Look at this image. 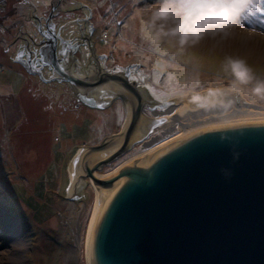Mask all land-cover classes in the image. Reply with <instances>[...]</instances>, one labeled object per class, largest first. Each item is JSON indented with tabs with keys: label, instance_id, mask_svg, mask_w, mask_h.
<instances>
[{
	"label": "rangeland",
	"instance_id": "374dc122",
	"mask_svg": "<svg viewBox=\"0 0 264 264\" xmlns=\"http://www.w3.org/2000/svg\"><path fill=\"white\" fill-rule=\"evenodd\" d=\"M50 1L0 0V264H85L80 239L93 188L88 180L66 198L69 166L77 151L118 133L126 119L124 106L113 103L117 98L101 94L89 106L68 82H44L15 64L14 35L20 27L29 34L33 7L40 4L36 15L46 14ZM61 2L57 20L67 26L86 18L96 28L92 42L97 55L107 54L108 65L113 64L118 74L126 73L131 63H139V85L133 84L148 91L157 105L208 89L232 91L225 64L229 57L245 60L255 77L264 80V0H253L259 10L250 9L229 35L206 37L182 50L175 41L154 40L147 21L156 0ZM73 72L89 75L82 72V66ZM239 96L248 104L264 107V101L247 92ZM157 105L145 104L143 115L153 120L176 112L153 117L151 111L165 110ZM156 135L133 144L97 173L106 175L127 162ZM13 224L18 226L14 232L10 230Z\"/></svg>",
	"mask_w": 264,
	"mask_h": 264
},
{
	"label": "water",
	"instance_id": "95a60500",
	"mask_svg": "<svg viewBox=\"0 0 264 264\" xmlns=\"http://www.w3.org/2000/svg\"><path fill=\"white\" fill-rule=\"evenodd\" d=\"M55 45L41 52L52 75L45 79L41 72L30 74L44 82H68L89 106L100 100L92 91L118 85L123 93L102 95L120 99L126 118L124 93L133 98L128 126L99 145L84 148L85 157L105 151L121 138L119 148L93 165L84 163V173L66 193L69 198L88 180L109 188L128 178L101 216L93 245L95 264H264V121L193 131L140 168L130 164L111 178H97L95 172L132 147V133L146 118L144 105L157 103L145 89L128 83V70L81 76L64 69Z\"/></svg>",
	"mask_w": 264,
	"mask_h": 264
},
{
	"label": "bare ground",
	"instance_id": "6f19581e",
	"mask_svg": "<svg viewBox=\"0 0 264 264\" xmlns=\"http://www.w3.org/2000/svg\"><path fill=\"white\" fill-rule=\"evenodd\" d=\"M94 74V73H93ZM96 74V73H95ZM122 90L113 83L101 85L90 94H113L121 93ZM123 93V92H122ZM193 94H199L201 99L194 102L192 100ZM127 102V118L122 127L128 126L130 121V105L132 96L124 93ZM164 111L155 112L157 115H166L172 111H176L174 115L165 118H157V120H150L142 118L138 121L135 130L132 133L133 144L144 141L152 133H157L156 137L150 138L149 141L144 142L141 151L127 162H122L113 168L106 175H99L95 172L94 176L97 178H111L115 176L120 170L130 164H136L137 167H142L153 158L165 153L169 148L180 142L184 137L193 131L225 124L244 123V122H262L264 121V107L248 104L239 96V94L228 90H205L200 93H189L180 98L171 99L162 104ZM154 122V123H153ZM178 130L180 134L172 138L171 135ZM179 132V131H178ZM170 136V137H169ZM122 139L114 142L105 151L90 154L85 157L86 150L80 149V152L74 158L69 166V174L71 182L79 179V176L84 173V163L93 165L96 161L105 158L110 153L115 151L121 145ZM128 178H120L116 180L109 188H104L91 182L93 188V201L89 212L87 224L84 229V234L80 239L85 264H95L94 258V239L95 232L99 225L101 216L107 207L109 201L116 193V191L127 181ZM18 228L13 224L10 228L13 232Z\"/></svg>",
	"mask_w": 264,
	"mask_h": 264
},
{
	"label": "clouds",
	"instance_id": "9594fccd",
	"mask_svg": "<svg viewBox=\"0 0 264 264\" xmlns=\"http://www.w3.org/2000/svg\"><path fill=\"white\" fill-rule=\"evenodd\" d=\"M245 6L246 0H156L147 24L157 43L175 41L182 50L206 37L229 35L240 24ZM225 64L233 92H247L255 100L264 101V80L255 77L245 60L229 57ZM191 98L194 102L201 99L199 94Z\"/></svg>",
	"mask_w": 264,
	"mask_h": 264
},
{
	"label": "flooded vegetation",
	"instance_id": "af4514ba",
	"mask_svg": "<svg viewBox=\"0 0 264 264\" xmlns=\"http://www.w3.org/2000/svg\"><path fill=\"white\" fill-rule=\"evenodd\" d=\"M39 5L38 3L36 7L33 5L34 7L29 17L32 26L31 32L28 34L27 31L21 30L20 27L14 35L13 59L16 65L23 68L28 74L41 72L43 76L52 75L53 68L41 56V52L50 50L52 44L56 42V57L60 65L66 70L72 68L74 71V69H79L82 66L84 74H97L96 71L99 68L108 74L120 73L113 64L108 65L107 54L97 55L92 42L96 28L91 23H88L86 18L75 19L72 24L65 26L60 23V20H57L61 14V0H58V3L53 0L50 1L46 14L36 15L37 6L39 7ZM56 20L59 22L56 23ZM18 40L20 41L19 44ZM128 66V82L135 83L138 87L140 80L137 75L139 63L138 65L131 63ZM126 67L123 68L122 73L126 70ZM87 68H90V70ZM116 101L120 102V106L123 105L120 99L117 98L113 103ZM99 107L102 108L104 105L101 104Z\"/></svg>",
	"mask_w": 264,
	"mask_h": 264
},
{
	"label": "snow or ice",
	"instance_id": "6c2138e0",
	"mask_svg": "<svg viewBox=\"0 0 264 264\" xmlns=\"http://www.w3.org/2000/svg\"><path fill=\"white\" fill-rule=\"evenodd\" d=\"M250 9L259 10L257 4L254 3L253 0H246V6H245V10L243 12V15L241 17V20L243 19V17L248 15ZM261 23H264V21H262Z\"/></svg>",
	"mask_w": 264,
	"mask_h": 264
},
{
	"label": "trees",
	"instance_id": "16d2710c",
	"mask_svg": "<svg viewBox=\"0 0 264 264\" xmlns=\"http://www.w3.org/2000/svg\"><path fill=\"white\" fill-rule=\"evenodd\" d=\"M107 37V36H106Z\"/></svg>",
	"mask_w": 264,
	"mask_h": 264
}]
</instances>
